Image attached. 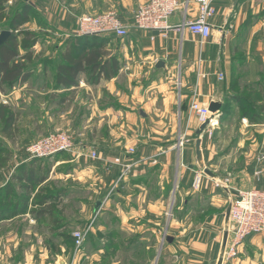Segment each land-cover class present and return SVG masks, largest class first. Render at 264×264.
Segmentation results:
<instances>
[{
	"label": "rangeland",
	"instance_id": "1",
	"mask_svg": "<svg viewBox=\"0 0 264 264\" xmlns=\"http://www.w3.org/2000/svg\"><path fill=\"white\" fill-rule=\"evenodd\" d=\"M89 1L94 3L97 11L102 12V0H30L37 7L22 30H29L38 36V44L32 50L31 63H26L33 73L40 68L56 70L59 67L62 54L56 51L57 47L66 37H80L76 25L81 15L116 12L107 10L99 14L89 13L86 10ZM18 4L17 1L10 0L5 13L0 15V35L9 30ZM57 8H68L79 15L72 17L73 21L67 31L59 23L62 18L58 14V17H49V13L55 14ZM111 41L113 42L108 47L110 51L124 53L127 50L128 54L133 55L130 66H127L128 72H123L115 84L121 88L131 87L133 90L143 88L150 98H156L154 107L157 110L154 116L159 123L131 126L132 129H136V135H145L153 127L154 131L170 137L173 126L166 120L164 104L167 95L174 96V112L177 113V87L181 72L179 66L175 64L167 71H155L153 63L139 66L136 63L139 55H149L148 52L143 51L132 39ZM40 47L44 48L42 52L39 51ZM24 56L25 52L22 51L20 59ZM240 72L241 83L236 88L239 91L243 89L242 95L247 98L252 88L259 87L262 83L249 84L245 81L248 78L245 77L248 74L246 68ZM23 85L13 89L5 86L0 101L8 108L5 118L0 120V264H156L159 252L169 244L167 235L174 236L175 240L176 237L179 239V236L173 235L180 226L175 220L181 221L182 212L186 211L183 208L186 196L179 198L173 189L169 192L170 190L158 188L159 183L154 179L155 182L151 185L143 184L142 201L140 199V202H135V198H132L134 190H121L119 183L115 184L105 174L89 177L91 175L87 174L88 168L92 165L99 166L103 158H98V161L91 160L86 155L77 158L72 151L41 160L30 158L27 154L29 145L59 133L72 136L78 151H86L90 146L102 144L110 149L115 140L122 136V126L99 124L96 119L90 125L83 123L81 118L89 111L87 107L80 108L78 104L81 105L80 101H83L82 106L90 104L93 100V96L88 99L91 93H88L90 96L86 92H65L61 95L55 93L53 85L43 92L38 77H33L26 87H22ZM102 88L106 90L105 87ZM98 91L96 89L94 92L96 98L99 96ZM60 98H67L63 107L57 105ZM250 99L255 100L256 106L262 101L261 95L256 98L251 96ZM63 103L64 101L59 102V105ZM11 114L15 117V124L14 130L10 131L5 127V121ZM217 117L211 129L217 156L208 169L212 173L213 170L220 171L222 176L227 177L234 175L233 172L256 165V160L259 159V156L255 159L256 152L261 147L264 136L262 126L248 125L246 121L239 119L238 114L226 119ZM137 127H141V130ZM196 127L195 140L203 139L202 134L198 135L202 126L197 124ZM125 130L130 137L134 136L133 130L127 127ZM6 131L10 137L3 134ZM75 162H79V165ZM122 192L131 196L127 203H124ZM158 193L160 197L165 195L166 198L159 204V208H155L149 201H155ZM238 197L239 193L234 194V200ZM43 198L49 207L44 212L39 205ZM200 200L198 199V204ZM232 201L225 203L223 207L225 216ZM135 204L138 213H135ZM173 221L174 230L169 234ZM78 232L84 236L79 249L74 238V234ZM226 250L227 246L223 255ZM247 253L245 243L239 255L228 264L263 263V251L257 254L255 261L258 262L254 263L246 260L249 259ZM166 254L165 264L172 261L171 256Z\"/></svg>",
	"mask_w": 264,
	"mask_h": 264
},
{
	"label": "crops",
	"instance_id": "2",
	"mask_svg": "<svg viewBox=\"0 0 264 264\" xmlns=\"http://www.w3.org/2000/svg\"><path fill=\"white\" fill-rule=\"evenodd\" d=\"M146 1L102 0V12L115 10L129 30L127 38L132 39L143 51L149 53V55H139L136 62L139 66L153 63L155 71L170 70L171 67L176 66L175 64L179 66L181 72L177 87L179 97L177 113L174 112V96L167 95L164 104L166 120L170 126H173L170 137L154 131L153 127L145 135L144 133L136 135V129H132L131 126L157 122L154 116L157 110L154 107L156 98H150L143 88L133 90L131 87L121 88L115 84L123 72H128L127 66H130L129 62L133 58L127 50L124 53L110 51L108 47L113 42L111 40L117 41L116 38L97 37L100 41L107 40L105 48L110 53L107 59L117 57L119 62V72L113 79H103L100 83L93 84L90 74L85 72L78 76L75 86L70 88L57 86L56 78L60 73V67L65 65L63 57L70 45L78 38L66 37L56 50L62 54L59 67L56 70L38 69L22 87H26L33 77H38L43 92L53 85V90L56 91L54 92L61 95L65 92L91 93V96L88 94L90 96L88 99L93 96L90 104L82 106L83 101H80L81 105L78 104L80 108L87 107L89 111L81 118L83 123L90 125L96 119L99 120V124L122 126V136L115 140L110 149L102 144L90 146L91 148L86 150V153L97 152L98 158L104 159L99 166L89 165L87 170V174L91 175L89 177L105 174L106 177L112 178L115 184L118 182L121 190H134L132 198H135V202H140L143 184L151 185L155 181L159 183L157 187H161L164 191L171 192L173 189L177 197L186 196L183 202V208H186V211L182 212L181 221L175 220V223L180 226L173 235L179 236V239L176 237L175 240L174 236L167 235V238H173V243H169L162 252H159L156 264H162L163 261L165 264L166 253L172 258V261H167L166 264H219L223 255V238L227 230L226 216L223 212L225 203L234 200V194L252 189L264 190V159L259 164L260 159L264 158V136L261 147L256 152L258 155L256 154L255 159L259 158L256 160V165L233 172L234 175L227 177L222 176L220 171L213 170L214 177H210L205 174V170H209L217 156L215 137L213 136L212 139L203 137L202 162H198L194 133L197 124L200 125V123L190 107L193 100L207 106L213 102L218 103L222 108L219 115H215L216 120L217 116L219 119H226L238 114L241 121H246L252 126H262L264 129V0H213L216 14L209 20L212 36L203 45L200 37L188 31L171 32L165 38L156 35L155 32L136 29L133 13ZM178 1L181 4L180 10L169 20L174 27L196 20L199 15V7L195 2ZM32 4L37 7L36 3ZM86 10L89 13H102L95 9L92 1L87 3ZM56 14L62 18L59 23L66 31L73 21L72 17L79 16L68 8H57L55 14L49 13V17H54L53 15L58 17ZM84 38L88 41L92 40L91 37ZM124 39L118 40L124 41ZM39 49L42 52L44 48ZM159 61L165 62L164 69H156ZM243 68L248 71V76L245 75L248 78L245 81L249 84L262 83L259 87L252 88L247 98L242 95L243 89L239 91L236 88L237 84L241 83L239 74ZM220 75H224L223 80L219 79ZM49 77L54 79L49 80ZM252 78H262V80ZM99 87H105L106 90L103 88L101 90ZM96 89H99L98 98L94 96ZM259 95L262 101L256 106L255 100L250 97L256 98ZM77 100H79L78 97ZM62 101L64 103L59 105ZM59 102L58 107H63L67 103V98H60ZM244 108L253 110V113L244 114V111H247ZM125 127L134 131L133 137L129 136ZM137 129L141 130V127ZM155 133H157L156 137H154ZM181 142H184L183 147L180 146ZM75 163L79 165V162ZM197 176L201 179L198 187L194 185ZM159 178H161L160 182ZM227 180L229 182L225 184ZM219 182L223 184L219 186ZM159 193L155 195V201H149L155 208H159V204L166 198L165 195L160 197ZM121 194L124 203H127L130 200L128 197L131 196H128L126 192ZM198 199H201L199 204ZM134 206L135 213H138L137 205ZM175 223L173 221L169 227V234L174 230ZM246 246L249 256L246 260L254 263L258 258L257 254L264 252V236L249 238ZM261 260L264 263V257Z\"/></svg>",
	"mask_w": 264,
	"mask_h": 264
},
{
	"label": "built area",
	"instance_id": "3",
	"mask_svg": "<svg viewBox=\"0 0 264 264\" xmlns=\"http://www.w3.org/2000/svg\"><path fill=\"white\" fill-rule=\"evenodd\" d=\"M189 1V0H188ZM199 7V15L196 20L184 23L182 26L174 27L169 20L180 10L181 4L178 0H147L139 5L133 13L134 26L138 30L150 33L158 32L165 38L171 32L188 31L194 36L201 38V43L212 36V26L209 20L215 16L216 9L213 0H192ZM190 2V1H189ZM77 34L80 37H113L124 39L129 36L128 28L123 24L117 12L109 11L99 15H81L77 20ZM224 75L219 79L223 80ZM191 112L195 115L201 126L206 125L201 133L202 137L213 138L211 130L215 122V115L210 112L209 106L197 100L191 103ZM184 142L180 143L183 147ZM72 136L66 133L50 135L41 139L27 148V154L32 159H47L62 153L72 151L77 158L86 155L91 160H98L97 152L78 151ZM85 152V154H84ZM262 157L260 159L263 160ZM201 179L197 176L194 185L199 186ZM229 181L227 180L225 184ZM219 182L218 185H222ZM230 224L228 227L229 238L227 250L223 255V263L239 255V251L246 241L253 236H264V190L252 189L240 192L239 197L231 202ZM76 247L82 246L84 236L81 232L75 233Z\"/></svg>",
	"mask_w": 264,
	"mask_h": 264
},
{
	"label": "trees",
	"instance_id": "4",
	"mask_svg": "<svg viewBox=\"0 0 264 264\" xmlns=\"http://www.w3.org/2000/svg\"><path fill=\"white\" fill-rule=\"evenodd\" d=\"M9 1L0 0V15L5 13ZM15 1L19 3L18 8L10 21L9 30H6L10 31L12 35L0 47V101L5 86H8L10 89L21 86L34 74L33 70L27 67V64L31 63L33 57L32 50L38 44V36L29 30H22V28L29 22L35 6L30 1ZM91 38L92 40L88 41L84 37H79L70 45L63 57L65 65L60 67V73L56 78L57 86L65 88L73 87L77 83L78 76L85 72L90 74L93 84H98L103 79L111 80L118 74L119 62L117 57L107 59L110 55L105 48L107 40L100 41L97 37ZM22 51L25 52V56L20 59ZM7 110V106L0 103V120L5 118ZM246 110L244 114L253 113V110ZM14 119V115L11 114L5 121L7 130H14ZM3 134H6V137H10L7 131ZM8 191L10 192L9 188ZM39 205L42 207L43 212L49 208L45 198H43Z\"/></svg>",
	"mask_w": 264,
	"mask_h": 264
},
{
	"label": "water",
	"instance_id": "5",
	"mask_svg": "<svg viewBox=\"0 0 264 264\" xmlns=\"http://www.w3.org/2000/svg\"><path fill=\"white\" fill-rule=\"evenodd\" d=\"M26 1H30V0H26ZM11 35L12 34L9 31H4L1 33V35H0V47L6 43V41L8 40V38ZM156 35H158V32H156ZM165 67H166V64L163 61H159L156 65V69H164ZM221 108H222L221 104L214 103V102L211 103L209 106V110L213 114L220 112ZM205 128H206V125H203L201 127L200 131L198 132V135H201V133L205 130ZM202 144H203V139L200 138V139L196 140V144H195L196 156H197L198 162H200V163L202 162ZM205 174H207L210 177H214V174L209 170H205ZM231 208H232L231 205H229L227 212H226L227 227L230 223ZM228 237H229V232H228V230H226L225 234H224V238H223V243H222L223 252L226 249ZM168 242L173 243V238H168ZM219 264H223V258L222 257L219 260Z\"/></svg>",
	"mask_w": 264,
	"mask_h": 264
}]
</instances>
